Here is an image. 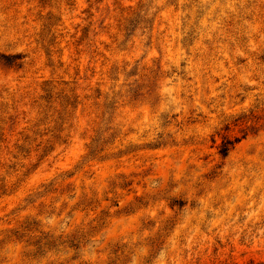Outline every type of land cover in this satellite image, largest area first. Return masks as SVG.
<instances>
[{
	"label": "rangeland",
	"instance_id": "1",
	"mask_svg": "<svg viewBox=\"0 0 264 264\" xmlns=\"http://www.w3.org/2000/svg\"><path fill=\"white\" fill-rule=\"evenodd\" d=\"M0 264H264V0H0Z\"/></svg>",
	"mask_w": 264,
	"mask_h": 264
},
{
	"label": "trees",
	"instance_id": "2",
	"mask_svg": "<svg viewBox=\"0 0 264 264\" xmlns=\"http://www.w3.org/2000/svg\"><path fill=\"white\" fill-rule=\"evenodd\" d=\"M237 141H225L223 142L222 146L219 149V154L224 158H228L231 152L235 149L236 145L238 144Z\"/></svg>",
	"mask_w": 264,
	"mask_h": 264
}]
</instances>
